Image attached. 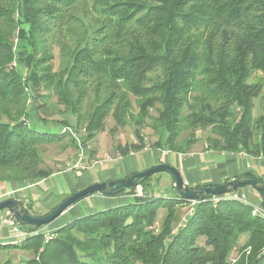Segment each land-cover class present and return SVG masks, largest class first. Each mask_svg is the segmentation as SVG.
<instances>
[{
  "label": "trees",
  "instance_id": "16d2710c",
  "mask_svg": "<svg viewBox=\"0 0 264 264\" xmlns=\"http://www.w3.org/2000/svg\"><path fill=\"white\" fill-rule=\"evenodd\" d=\"M1 23L7 27L0 32V182L24 187L52 175L39 147L67 138L64 127L78 130L84 103L83 145L112 115L111 132L136 125L138 140L117 146L124 155L147 146L142 128L149 126L159 134L152 146L169 151L189 152L196 130L210 129L209 149L264 156V112L254 115L257 98L264 106V82L252 80L264 74V0H0ZM13 30L29 44L21 52L34 64L27 75L10 66ZM50 33H63L57 41L71 57L60 72L47 64ZM42 85L65 105L64 118L42 115L36 99L29 109ZM154 175L141 186L150 188ZM147 196L75 218L47 241L35 233L43 226H28L34 234L12 247L34 250L30 264H264V219L251 204Z\"/></svg>",
  "mask_w": 264,
  "mask_h": 264
},
{
  "label": "rangeland",
  "instance_id": "374dc122",
  "mask_svg": "<svg viewBox=\"0 0 264 264\" xmlns=\"http://www.w3.org/2000/svg\"><path fill=\"white\" fill-rule=\"evenodd\" d=\"M6 27L7 26L4 23H1L0 24V32L3 29H5ZM64 30H65V28H64ZM18 33H19L18 30H15V31L13 30L12 35H11V40L13 42L14 51H15V57H14L13 61L10 63V66L15 67L16 69H21L22 73L27 75L29 68L34 67V64H32V66H30V67L26 64L25 58H26L27 54H21V52L29 44L27 42L20 40ZM62 35H63V33H58V35H55V33H50L48 36V40H49V43H48L49 51L48 52L52 55V57H50L48 59L47 64H52L54 72H60L61 70H63L70 63V59H71L67 50H63L62 46L57 41ZM74 46L75 45L72 41V47L74 48ZM19 49H20V51H19ZM38 56H41V55H38ZM160 74H161V71L158 70V71L152 72L149 75V77L151 78L152 81H154V80H156V78ZM258 78L262 79L264 82V74L260 71H258L254 74L252 80H256ZM263 91H264V89H263ZM35 93H38V95H40V96H36ZM35 93H31L32 96H34V94H35V98L31 97L32 99L28 100L29 109L31 111L34 110L37 106L34 103L35 101L33 102V100L36 99L37 103L41 104L43 106L42 109H45L41 113L42 115H45V116L49 117L50 119H59V118L65 117V115L67 114L65 111V105L58 101V97L54 91H50L47 89V87L45 85H42V86H40V88ZM132 102H133V109L132 110H133V112H137L138 111V105L136 104V98L134 96H132ZM87 105H88V103H84V106H83L84 108H83V111L81 112V116H80L81 119H80V125L78 127V130L73 129L74 131L73 130L70 131V128L64 127L63 130L68 134L67 138L63 139L62 141H57L54 143L45 144V145H42L39 147L41 155H42V159H43V163L41 164L42 167H44V168L50 167V168H52L53 171H57V170H59V166L63 165L64 163L69 164V162H67V160L72 159L71 157L73 154V151H72L73 149H71L70 147L74 148L73 143L72 144L69 143L71 141V138L75 139L76 141L80 140V139L82 140L83 136L85 134L84 127L86 125L85 124L86 121L88 120V112H89V106H87ZM157 106L160 107V104H157ZM263 112H264L263 101L261 100V98H257L255 100L254 115L258 116L259 114H261ZM151 114L157 115V110L151 109ZM36 117H38V115H36ZM78 117L79 116H77V115L72 116L71 120H73V121H71V122L74 124V122L76 121V118H78ZM37 119L39 120V118H37ZM38 120H37L38 124L41 125V122H39L40 120L39 121ZM56 126H57L56 129H58L59 126L58 125H56ZM114 126H116V121L114 120V117L112 115H110L106 119L105 129L103 131L99 132L88 143L89 149L90 148L96 149L99 152L101 158H104L106 156V154H109L110 156L114 155V151L117 149V146L119 144L131 143V142L138 140L136 137V134H135L136 125L134 123H129L125 127H118L117 126L116 127L117 129L115 130V132H111V128ZM142 134H143V137L145 138V141L147 142V145H149L150 147H155V146H152V144L157 141V139L159 138V134L157 132L155 133L154 130L149 126L142 128ZM186 134L187 133L182 134V136L180 138H182ZM209 134H210V129L209 130L197 129L196 135L199 137L197 143H199L201 145H207L208 144L207 143V136ZM158 154L161 155V152L160 151L158 152L157 149H154L152 151V153H147V154H142V155L138 154L137 158H146L148 160L154 161V159H156V155H158ZM173 155H174L173 153H170V154H168V157L171 158ZM132 160H134V159L127 158L125 161L132 162ZM157 161H159V160L156 159L155 162H157ZM119 162L114 161V160L108 162L111 166H114L116 168L115 171L113 172V173H116V175L112 179H123V178L131 176L133 173L130 174L129 176H126L125 174L122 173L121 163H119ZM90 172H95V171L92 170ZM92 175H93V178H96L99 180L100 179L99 177H101L100 175H107V174L103 173V172L98 173L96 171ZM161 176H169L171 178L170 174H168L166 172L157 173L153 176V178H157V177H161ZM108 180H110V179H108ZM103 181H107V180H103ZM98 182H101V181H98ZM160 182H161V184L158 187H155V184L151 183L153 186H151L150 188L149 187L143 188V186H140V187L135 188V190H138V188H142L143 189L142 192L144 193V196L146 198L148 197L147 196L148 194L149 195L155 194L156 196L166 197V198L174 197V191H172V189L170 187L163 186V185H165V183H169V182H165L163 180H161ZM9 183H12V182H7V181H1L0 182V201L7 199V198H16L17 196H19V194L9 192V190H10ZM246 187L247 186L243 187L242 189H244ZM32 189H33L32 191H34L32 193V196L34 197V202H36V204L33 207H30L29 204L27 206H28V209L32 210L31 213L33 215H38L37 213L35 214V212H33V211H36V212L42 211L43 212L47 209L51 210L54 206L58 205L62 201L63 196H64V195H60L59 192L56 189H54L52 191L53 193L50 192L52 196L49 197V200L52 201V203H50V205L48 206L47 203H45L46 199H44L43 197L41 199L40 193H39V196H37L38 194L35 195V192H39V190L36 189L35 187H32ZM40 190L42 191V189H40ZM23 192H25V191H23ZM144 196H143V198H144ZM109 198H111V197L104 196L98 192L93 193L92 195H89L85 198H82L81 200H79L76 203V204H78V209L73 211L74 209H71L73 207H70L69 210H66L58 218H56L55 220H53L49 224H46L43 227H41L39 229V232L44 233V239H45V241H47L49 238L55 237V235H56L55 230H57L61 226L65 225L69 221L79 217L78 214L74 215L73 213L80 212V213H82L81 215H86V214L93 213L95 211L97 212V211H101V210H105V209L116 208V207H120L122 205L119 202H117V204H115V205L112 204L113 202ZM16 199H18V198H16ZM26 199H28V198H26ZM88 203L90 205H92L91 208L88 207V205H87ZM116 205H119V206H116ZM183 209H184L183 212L185 213V212L190 210V206L186 205ZM48 212H46V213H48ZM164 213H165L164 209H161L159 212L157 223L155 225L156 227H159L160 222L162 221V218L164 216ZM5 214H6V216H5ZM9 214H11V213L8 209H3L2 211H0V227L2 226V227H5L6 230L9 229L12 231V226L10 224H8V222L6 221V218H8ZM42 215H44V214H42ZM184 215L185 214L182 215V220H181L182 224L185 221ZM21 228L23 230H27L28 226H22ZM47 234H50L49 238H47ZM246 240H247V235L246 234L242 235L240 238L241 244L245 243ZM11 241L12 240H10V239H4V240L0 241L1 243H4V244H7V243L10 244L11 243V245H9L10 247L0 249V264H3L8 259L11 260V262L14 264H30L29 261L35 257L34 250L24 249L21 247H14V246L12 247V244H14V245L19 244L20 241H18V239L13 240L12 242ZM201 241H203V240H201ZM249 251H250V248L247 249V252H249ZM238 257L239 256L236 254V251H235L231 255V261L236 262ZM233 259H235V261Z\"/></svg>",
  "mask_w": 264,
  "mask_h": 264
},
{
  "label": "crops",
  "instance_id": "0c3cea01",
  "mask_svg": "<svg viewBox=\"0 0 264 264\" xmlns=\"http://www.w3.org/2000/svg\"><path fill=\"white\" fill-rule=\"evenodd\" d=\"M76 142L79 143L78 146L76 145L74 148L70 147L71 149H73V154L71 157L72 159L67 160L69 164L64 163L63 165L59 166V170L54 171V173L49 177L44 178L43 180L38 181L35 184L24 187H19L17 183H9V192L19 194V196H17L16 198L23 201L25 208L30 214H32V210L28 209L27 205L29 204L30 207H33L36 204V202H34V197L32 196V193L34 192L32 191V187H35L39 190V192H35V195L38 194L37 196H39L40 193L41 199L42 197L46 199L45 203H47V205L49 206L50 203H52V201L49 200V197L52 196L51 193H53L52 191L54 189H56L60 195H64L63 199H65L75 190H80L98 181L114 178L116 173L113 172L116 168L108 163L113 160L117 162L120 161L119 163H121V171L126 176L161 163L171 164L181 172L184 181L189 186H199L210 183L213 185L222 184L230 178L246 174L247 172H252L256 176L264 178V156H251L243 153L215 151L209 149L207 145H201L199 143H196L189 152L185 153L169 151L167 149L150 147L149 145H147L141 151L131 150L126 155L122 154L119 150L116 149L114 151V155L110 156L109 154H106L104 158H101L99 152L96 149H89L88 143L86 145H83L81 143V139L77 140ZM154 149H157L158 152H161V155H156V159H158L159 161L155 162L156 159H154L153 161L146 158H137L138 154L142 155L152 153ZM170 153L174 154L171 158L168 157V154ZM107 155L110 156L109 159H106ZM127 158H132L134 160H132V162L125 161ZM79 163H81L82 167L76 168L75 165ZM92 170L95 172L97 171L98 173L103 172L107 175H100L101 177H99L100 179L98 180L96 178H93L92 174L95 172H90ZM171 178L169 176L153 178L154 180L152 181V183L155 184V187H158L161 184V180L169 182L165 183V185H162L170 187L173 191V178ZM135 188L124 191L117 195L107 197H111L109 199H111V201L113 202L112 204L114 205L117 204V202L125 205L130 203L131 201L135 202L139 200H145L146 197L142 192L143 189L138 188V190H135ZM40 189H42V191ZM239 193L248 198L250 203L254 205H262V199L258 191L252 186H247L246 188L240 190ZM87 205L89 208H91L92 206L89 203ZM71 207H73L71 209H74L73 211H75L76 209H78V204H74ZM49 210L47 209L43 212H33H35V214L37 213L38 215H42ZM73 214H78L79 217L82 216V213L80 212ZM10 215L11 214H9L8 218H6L8 224H10ZM4 239H10L13 241V233L11 230H6L5 227L1 226L0 241Z\"/></svg>",
  "mask_w": 264,
  "mask_h": 264
},
{
  "label": "water",
  "instance_id": "95a60500",
  "mask_svg": "<svg viewBox=\"0 0 264 264\" xmlns=\"http://www.w3.org/2000/svg\"><path fill=\"white\" fill-rule=\"evenodd\" d=\"M166 172L173 178V191L177 199L190 201L204 200L240 191L245 186L255 188L264 206V182L258 177L250 174H242L228 179L222 184L189 186L183 179L181 172L173 165L161 163L143 171L135 172L131 176L123 179H110L107 181L92 183L80 190H77L63 199L54 209L44 215H33L26 211L23 201L16 198H7L0 201V211L8 209L15 223L19 226H44L49 224L75 202L86 195L101 193L104 196L115 195L118 191H124L141 186L150 176Z\"/></svg>",
  "mask_w": 264,
  "mask_h": 264
},
{
  "label": "built area",
  "instance_id": "2783aa9c",
  "mask_svg": "<svg viewBox=\"0 0 264 264\" xmlns=\"http://www.w3.org/2000/svg\"><path fill=\"white\" fill-rule=\"evenodd\" d=\"M110 156L107 155L106 159H109ZM69 167V166H68ZM76 168L82 167L81 163L75 165ZM215 201L221 200V199H239L246 203H249L253 206V214L257 215L264 219V206L263 205H254L249 202L248 198H246L244 195L240 194L239 191L232 192L227 195L214 197ZM10 225L12 226V233L14 240L21 241L24 238L34 234L33 232H30L29 230H23L21 226L17 225L15 221L13 220L12 215H10ZM39 231H36L35 233H38ZM50 234H47V238H49ZM235 261V259H233Z\"/></svg>",
  "mask_w": 264,
  "mask_h": 264
}]
</instances>
